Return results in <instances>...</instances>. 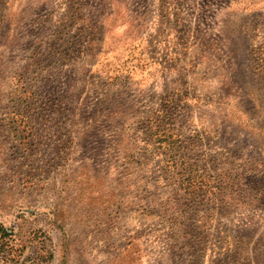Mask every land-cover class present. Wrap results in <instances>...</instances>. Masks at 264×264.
I'll return each instance as SVG.
<instances>
[{"label":"rangeland","instance_id":"obj_1","mask_svg":"<svg viewBox=\"0 0 264 264\" xmlns=\"http://www.w3.org/2000/svg\"><path fill=\"white\" fill-rule=\"evenodd\" d=\"M0 226V264H264V0H0Z\"/></svg>","mask_w":264,"mask_h":264},{"label":"trees","instance_id":"obj_2","mask_svg":"<svg viewBox=\"0 0 264 264\" xmlns=\"http://www.w3.org/2000/svg\"><path fill=\"white\" fill-rule=\"evenodd\" d=\"M11 235H12V232H7V230L5 228L0 226V240H3L2 243H4V244L0 245V253L2 254L0 256H2L1 260L4 263H6V261H7L6 256H5V252H6L5 248H6V246H8V243H9V240H5V239L11 237Z\"/></svg>","mask_w":264,"mask_h":264}]
</instances>
